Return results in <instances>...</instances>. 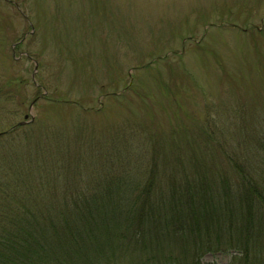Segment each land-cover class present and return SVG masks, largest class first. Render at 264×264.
<instances>
[{
    "label": "rangeland",
    "instance_id": "374dc122",
    "mask_svg": "<svg viewBox=\"0 0 264 264\" xmlns=\"http://www.w3.org/2000/svg\"><path fill=\"white\" fill-rule=\"evenodd\" d=\"M0 86L11 97L0 99L1 131L33 118L38 132L61 135L71 159L80 141L111 147L114 136L133 148L120 167L134 178L159 140L178 141L172 130L232 138L243 119L264 120V0H0Z\"/></svg>",
    "mask_w": 264,
    "mask_h": 264
},
{
    "label": "trees",
    "instance_id": "16d2710c",
    "mask_svg": "<svg viewBox=\"0 0 264 264\" xmlns=\"http://www.w3.org/2000/svg\"><path fill=\"white\" fill-rule=\"evenodd\" d=\"M239 124L232 138L174 128L178 141L159 140L134 178L120 167L133 150L125 140L80 141L71 159L61 135L38 124L0 129V264H201L211 253L264 264V120ZM91 156L103 161L85 170ZM107 172L117 179L96 178Z\"/></svg>",
    "mask_w": 264,
    "mask_h": 264
},
{
    "label": "water",
    "instance_id": "95a60500",
    "mask_svg": "<svg viewBox=\"0 0 264 264\" xmlns=\"http://www.w3.org/2000/svg\"><path fill=\"white\" fill-rule=\"evenodd\" d=\"M32 106V105H31ZM25 119L27 118V116H25L24 117ZM33 120V118L31 119V121ZM26 122H20V123H18V125H23V124H25Z\"/></svg>",
    "mask_w": 264,
    "mask_h": 264
}]
</instances>
